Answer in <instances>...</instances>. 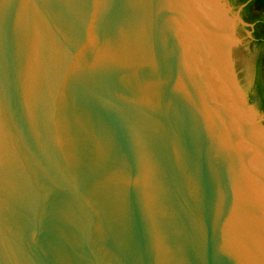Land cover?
<instances>
[{
    "label": "water",
    "instance_id": "1",
    "mask_svg": "<svg viewBox=\"0 0 264 264\" xmlns=\"http://www.w3.org/2000/svg\"><path fill=\"white\" fill-rule=\"evenodd\" d=\"M252 1L0 0V264H264Z\"/></svg>",
    "mask_w": 264,
    "mask_h": 264
},
{
    "label": "trees",
    "instance_id": "2",
    "mask_svg": "<svg viewBox=\"0 0 264 264\" xmlns=\"http://www.w3.org/2000/svg\"><path fill=\"white\" fill-rule=\"evenodd\" d=\"M235 6V0H230ZM248 0H242L246 2ZM259 11L257 16H253L251 11ZM247 22L255 24L253 38L261 46V52L256 62L255 80L252 92H255L258 98V105L261 112L264 113V0H253L242 12ZM252 95V93H251ZM252 97V96H250Z\"/></svg>",
    "mask_w": 264,
    "mask_h": 264
},
{
    "label": "rangeland",
    "instance_id": "3",
    "mask_svg": "<svg viewBox=\"0 0 264 264\" xmlns=\"http://www.w3.org/2000/svg\"><path fill=\"white\" fill-rule=\"evenodd\" d=\"M235 1H236L237 6H239V4L242 2V0H235ZM243 17H244V15H243ZM247 30H248L249 37L251 40V44H252V48H253V54H254V60H255V66H256L257 59H258L259 54L261 52V46H258V44L256 43V41L253 38L254 30L251 28H247ZM261 113H263V112H261Z\"/></svg>",
    "mask_w": 264,
    "mask_h": 264
},
{
    "label": "flooded vegetation",
    "instance_id": "4",
    "mask_svg": "<svg viewBox=\"0 0 264 264\" xmlns=\"http://www.w3.org/2000/svg\"><path fill=\"white\" fill-rule=\"evenodd\" d=\"M251 14L253 15V16H257L258 14H259V11L258 10H256V9H253L252 11H251ZM245 18V17H244ZM264 32V31H263Z\"/></svg>",
    "mask_w": 264,
    "mask_h": 264
}]
</instances>
